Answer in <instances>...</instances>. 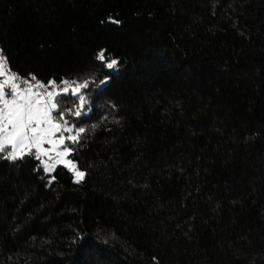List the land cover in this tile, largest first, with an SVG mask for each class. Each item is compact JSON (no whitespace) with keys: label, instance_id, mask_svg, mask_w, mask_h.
<instances>
[{"label":"trees","instance_id":"obj_1","mask_svg":"<svg viewBox=\"0 0 264 264\" xmlns=\"http://www.w3.org/2000/svg\"><path fill=\"white\" fill-rule=\"evenodd\" d=\"M0 52L88 83L82 181L0 153V264H264V0H0Z\"/></svg>","mask_w":264,"mask_h":264},{"label":"snow or ice","instance_id":"obj_2","mask_svg":"<svg viewBox=\"0 0 264 264\" xmlns=\"http://www.w3.org/2000/svg\"><path fill=\"white\" fill-rule=\"evenodd\" d=\"M97 59L100 61L107 59L105 50L98 53ZM117 64L116 59H111L106 66L114 69ZM7 65V57L0 52V76L4 77L3 81H0V153L6 152L4 158L15 161L32 154L33 149L36 150L37 159L47 156L49 160H52L54 158L50 152H55L54 164H49L47 160L42 161L44 170L51 172L55 164H63L74 172L76 182L79 183L83 180L85 173L79 171L72 160L66 159L72 149L65 145L63 135V132L72 133L73 128L68 126L63 112L59 113V119L53 113L64 103L57 98L67 96L71 91V95L77 96L79 100L74 115L81 116V109L86 101L85 96L80 94V90L87 88L88 83L62 81L63 87H60L55 81H49L46 86L32 76L31 79L35 84H29L27 80H24L23 83L28 86L21 89L16 83L20 78L14 73L9 74ZM6 87H10V91L6 92ZM40 89L44 91L41 92ZM85 131V128L80 127L76 129L74 135H69L67 140L77 143ZM57 133H60L58 139L55 138ZM46 143L52 147L45 149L43 145ZM61 146H64L62 151L59 150Z\"/></svg>","mask_w":264,"mask_h":264},{"label":"rangeland","instance_id":"obj_3","mask_svg":"<svg viewBox=\"0 0 264 264\" xmlns=\"http://www.w3.org/2000/svg\"><path fill=\"white\" fill-rule=\"evenodd\" d=\"M7 67H8V66H7ZM8 69H9V68H8ZM9 74H11V71H10V70H9ZM3 79H4V77L0 76V81H3ZM73 86H75V85H73ZM60 87H63V86H60ZM49 90H51V89L49 88ZM82 90H83V89L80 90V94H82ZM5 91H6V92L10 91V87H6V88H5ZM70 92H71V91H70ZM82 95H83V94H82ZM74 97H76V98L78 99L77 96H74ZM85 101H86V100H85ZM86 103H87V102H86ZM86 103H85L84 107L81 109V112L84 111L85 106H86ZM78 104H79V100H78ZM53 115H54L57 119H59V113L54 112ZM68 126L73 128V132H72V133H69V132H63V135H64V137H65V145H67V146L69 147V144H68V141H69V140H67V137H68L69 135H74V134H75V129H74V127H73L72 125H69V124H68ZM59 136H60V133H57L55 138L58 139ZM70 142H72V141H70ZM43 147H44L45 149H50L52 146L46 143V144L43 145ZM63 147H64V146H61L59 150L62 151V150H63ZM9 150H10V149H9ZM35 151H36L35 149L32 150V152H34V153H35ZM4 154L6 155V152H4ZM50 155H51L54 159L49 160V158H48L47 156H42V157H41L40 162H41L42 166H43L42 161H45V160H47L49 164H54V163H55V155H56L55 152H50ZM66 159H68V160H72V159H70L69 156L66 157ZM72 161H73V160H72ZM73 162H74V161H73ZM74 163L76 164V162H74ZM43 167H44V166H43ZM59 167H65L66 169L69 170V168L66 167V166H64L63 164H55L54 170L51 171V172H48V173H53V172L56 171ZM76 167H77V169H78L79 171H81V170L78 168L77 164H76ZM69 171H70V170H69ZM46 172H47V171H46ZM70 172H71V174L73 175V177H74V179H75V181H76V177H75L74 172H73V171H70ZM82 172H83V171H82Z\"/></svg>","mask_w":264,"mask_h":264},{"label":"built area","instance_id":"obj_4","mask_svg":"<svg viewBox=\"0 0 264 264\" xmlns=\"http://www.w3.org/2000/svg\"><path fill=\"white\" fill-rule=\"evenodd\" d=\"M12 73L16 74L15 72H12V71H11V74H12ZM16 75H17V74H16ZM17 76H18L20 79L17 80L16 83L19 84L20 88L23 89V88L27 87L28 85H26V84L23 83V81H24V80H27V79H25V78H21L19 75H17ZM27 81L29 82V84H35V83H32V82L29 81V80H27ZM34 90H35V88H34ZM40 91L43 92L44 89H40Z\"/></svg>","mask_w":264,"mask_h":264}]
</instances>
